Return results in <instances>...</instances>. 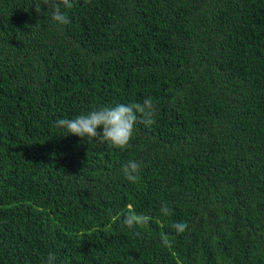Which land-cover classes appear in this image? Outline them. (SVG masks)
<instances>
[{
	"label": "trees",
	"instance_id": "16d2710c",
	"mask_svg": "<svg viewBox=\"0 0 264 264\" xmlns=\"http://www.w3.org/2000/svg\"><path fill=\"white\" fill-rule=\"evenodd\" d=\"M73 4L0 0V264H264V0ZM146 98L126 149L55 126Z\"/></svg>",
	"mask_w": 264,
	"mask_h": 264
},
{
	"label": "clouds",
	"instance_id": "9594fccd",
	"mask_svg": "<svg viewBox=\"0 0 264 264\" xmlns=\"http://www.w3.org/2000/svg\"><path fill=\"white\" fill-rule=\"evenodd\" d=\"M43 4L48 5L52 10L51 18L57 24L67 25L70 23L64 10L74 6L73 0H43ZM35 10L40 13L41 5H36ZM155 114L156 108L153 100L146 98L142 103L117 104L92 110L72 119H59L55 122V126L66 130L69 135L80 137L85 142L95 140L109 148L126 149L133 138L138 116L140 122L151 125L155 123ZM121 171L129 182L135 183L138 180L140 163L130 160L122 166ZM162 211L168 212L166 205ZM148 221L147 216L134 212H128L123 218V224L130 229L147 224ZM173 227L179 234L186 230L187 224L176 223ZM54 261L55 256L49 253L45 264H54Z\"/></svg>",
	"mask_w": 264,
	"mask_h": 264
}]
</instances>
